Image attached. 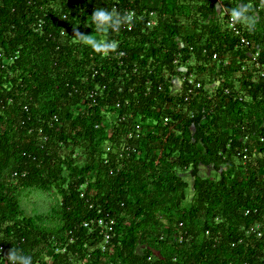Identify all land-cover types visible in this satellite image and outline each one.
I'll return each instance as SVG.
<instances>
[{"label":"trees","instance_id":"trees-1","mask_svg":"<svg viewBox=\"0 0 264 264\" xmlns=\"http://www.w3.org/2000/svg\"><path fill=\"white\" fill-rule=\"evenodd\" d=\"M241 2L0 0V264L12 246L33 264H264V6L243 0L257 27L238 35L223 10ZM97 7L134 22L93 32ZM51 191L48 212L22 208Z\"/></svg>","mask_w":264,"mask_h":264},{"label":"clouds","instance_id":"clouds-1","mask_svg":"<svg viewBox=\"0 0 264 264\" xmlns=\"http://www.w3.org/2000/svg\"><path fill=\"white\" fill-rule=\"evenodd\" d=\"M217 6H218V12L221 14L222 12L221 2H218ZM261 6H264V0H261ZM223 11L224 14L228 16L229 19L228 22L226 21L227 22L226 25L228 29H229V21H230V23L233 25L237 23L241 24L249 32H254L256 30L257 20H256L255 11L251 4L245 3L242 0L241 3L226 8ZM90 16H91L92 25H94L93 32L116 33L119 32L123 26L134 22L135 13L129 11L121 12L118 11L115 7L110 9L105 7H97ZM221 16L224 17L223 15ZM93 32L91 34H81L77 31V33H79L80 36L82 37L81 42L86 46H89L96 53L107 56L109 54L116 53L118 51L119 43L116 39L97 37L96 35L93 34ZM254 57L257 59L258 53H256ZM178 58H181V55H179ZM214 58L215 60H218L219 55L216 54ZM180 62L181 59L176 61L177 64H180ZM190 65L193 64L190 63ZM179 66H182L180 67L179 71L183 72L184 74L182 76L176 77L175 80L173 81L175 84V88L177 87L178 90V91H174V90L173 91L177 93H181L183 90V85L187 84V87L189 89L187 95L188 98L189 95L194 94L195 91L200 89L202 86L200 82L196 81V77L193 76L192 74L189 73L190 75L188 76L185 75L188 72V67L187 68L184 67L183 64ZM199 84L200 87H198ZM218 84L219 83L215 84V86L213 87L209 85L207 86V88H215ZM192 88L194 91L192 90ZM190 91H192V93H190ZM246 152L248 151H246L245 149L243 156L248 155V153L246 154ZM82 197H85V194H83ZM87 223L90 224V222L87 221L84 223V227L85 224ZM86 228H90V227H86ZM98 229L104 231L105 236L111 235L112 231L108 232L106 229L103 230L101 227H99V224H98ZM111 239H112V235L109 240H107L106 238V240L103 243L104 248L107 247V244L110 242ZM54 253L56 254L57 252L54 251ZM5 260H6V264H33V256L31 254H26L24 250L19 246L16 247L12 246L5 257Z\"/></svg>","mask_w":264,"mask_h":264},{"label":"rangeland","instance_id":"rangeland-1","mask_svg":"<svg viewBox=\"0 0 264 264\" xmlns=\"http://www.w3.org/2000/svg\"><path fill=\"white\" fill-rule=\"evenodd\" d=\"M222 19H224V17H222L221 20ZM199 77H200V75H199ZM213 86H215V84L211 85V87H213ZM173 90L178 91L177 87L175 88V86L173 87ZM111 118L113 120L115 119L114 116H111ZM201 171H202V177L205 176L204 178H206L207 176L210 175V173H211V171H213V169L203 166L201 168ZM186 179L187 180L189 179V182L191 184L192 178L189 175L186 176ZM52 192H54V193H52ZM190 192H191V190L189 191V194H190ZM34 195H37V200H36L37 203L35 202L32 205V208H29V201L20 202L22 208L29 210L30 213H32V214H33V212H38V214H44V213L48 212L52 206L58 204L61 201V196H59L57 194V192H55V191H51L50 193H47V194L35 192Z\"/></svg>","mask_w":264,"mask_h":264},{"label":"built area","instance_id":"built-area-1","mask_svg":"<svg viewBox=\"0 0 264 264\" xmlns=\"http://www.w3.org/2000/svg\"><path fill=\"white\" fill-rule=\"evenodd\" d=\"M42 25L43 23H40L39 24V29L42 28ZM149 25H151V23H149ZM238 24H231L230 21H229V28L232 29L233 31H236V33L238 35L241 34V32L238 30L237 28ZM241 42L242 44H248V41L246 40V38L242 37L241 35ZM262 77H264V72L261 74ZM198 87H200V84L198 85ZM190 93H192V91H190ZM188 100V98L186 99ZM166 121H169L168 119ZM139 129V127H137ZM247 151V149H246ZM244 159H248V155H245L244 156ZM113 174V172H112ZM114 224H115V221L114 220H111L110 222H107L105 221L104 219L100 220L99 222V227H101L103 230H107L108 232H111L113 231L114 229ZM85 227H90V224H85ZM249 234H253L255 236H257V238H260V239H264V230H262V227L260 225H257V226H253L250 230H249ZM111 237V235H107L106 238L107 240H109Z\"/></svg>","mask_w":264,"mask_h":264}]
</instances>
